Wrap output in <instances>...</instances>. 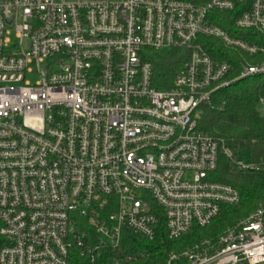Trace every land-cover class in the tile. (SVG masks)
I'll list each match as a JSON object with an SVG mask.
<instances>
[{
    "label": "built area",
    "instance_id": "built-area-1",
    "mask_svg": "<svg viewBox=\"0 0 264 264\" xmlns=\"http://www.w3.org/2000/svg\"><path fill=\"white\" fill-rule=\"evenodd\" d=\"M236 10L237 30L264 32V0H0V264H131L145 257L126 235L176 240L239 202L211 178L219 156L238 173L264 164L197 123L220 91L264 76L229 78L203 47L262 51L215 24ZM145 50L184 53L168 89ZM161 264H264V206Z\"/></svg>",
    "mask_w": 264,
    "mask_h": 264
},
{
    "label": "trees",
    "instance_id": "trees-1",
    "mask_svg": "<svg viewBox=\"0 0 264 264\" xmlns=\"http://www.w3.org/2000/svg\"><path fill=\"white\" fill-rule=\"evenodd\" d=\"M239 14L237 10L231 13H216L214 22L229 36L261 49V52L249 56L238 50L225 48L218 40H203V47L212 60L230 64L232 70L229 78H237L243 66L264 64V32L237 30L234 23ZM144 55L145 60L152 66L154 88L168 89L174 73L184 60V53L179 50L168 52L145 50ZM262 100L264 76L238 79L215 95L213 103H224L221 109L205 106L199 108L198 128L223 147L230 149L235 157L264 164V116L258 111ZM211 178L235 188L239 193V202L233 206L223 207L220 217L210 227H193L189 233L176 240H168L163 230L152 242L126 235L127 246L135 247L129 250L133 253H143L145 257L138 258L131 264H161L169 253L181 252L205 239H215L226 227L246 217L259 205L264 206V170L238 173L230 162L220 155ZM75 264L87 263L77 260ZM96 264L108 263L106 260H100Z\"/></svg>",
    "mask_w": 264,
    "mask_h": 264
},
{
    "label": "rangeland",
    "instance_id": "rangeland-1",
    "mask_svg": "<svg viewBox=\"0 0 264 264\" xmlns=\"http://www.w3.org/2000/svg\"><path fill=\"white\" fill-rule=\"evenodd\" d=\"M12 35H11V40H12V42L14 41L13 40V33H11ZM42 68H43V66H42ZM28 81H30V82H35L36 81V77H32V76H29L28 77ZM258 111H259V113H260V115H262V116H264V100H263V104H261L259 107H258Z\"/></svg>",
    "mask_w": 264,
    "mask_h": 264
}]
</instances>
